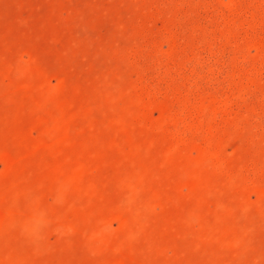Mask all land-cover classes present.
I'll list each match as a JSON object with an SVG mask.
<instances>
[{"label":"rangeland","instance_id":"1","mask_svg":"<svg viewBox=\"0 0 264 264\" xmlns=\"http://www.w3.org/2000/svg\"><path fill=\"white\" fill-rule=\"evenodd\" d=\"M0 264H264V0H0Z\"/></svg>","mask_w":264,"mask_h":264}]
</instances>
